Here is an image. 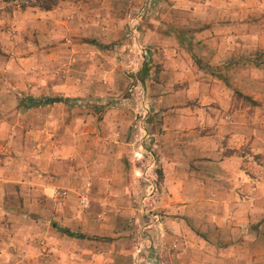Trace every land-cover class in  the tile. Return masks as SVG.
<instances>
[{"label": "rangeland", "instance_id": "1", "mask_svg": "<svg viewBox=\"0 0 264 264\" xmlns=\"http://www.w3.org/2000/svg\"><path fill=\"white\" fill-rule=\"evenodd\" d=\"M152 18L153 0H56L50 9L37 5L36 0H0V96L4 108L23 107L22 99L28 95L45 97L46 105L39 107V113L44 114L46 125L37 131L38 136L36 130L31 133V138L41 136L45 151L54 141L53 157H75L60 152L59 148L76 140L81 153L75 159L80 167L92 156L105 155L103 144L122 142L121 151L130 168L125 178L111 170L107 179L94 182L90 174L80 172L72 185H56L39 176L47 165L37 163L30 168L34 185L23 191V205V199L14 195L17 191L21 195L20 188L9 186V196L0 189V204L6 196L12 208H0V264L73 261H57L54 257L61 240L56 236L61 231L58 226L72 215L70 208L67 213L62 209L63 219L57 220L56 207L52 206H61L70 198H74L81 214L94 219L97 232L91 238L97 241L96 251H101L102 243H109L105 251L118 254L126 243L135 253L133 264H160L162 247L167 242L166 219L188 221L187 212L180 207L183 200L179 196L176 201L162 195L154 132L159 124L161 131L164 130V112L168 109L206 108L210 112L201 118L210 122L215 118L212 111L221 107L217 92L229 88L230 95L221 93L229 97L232 109L246 110L247 117L238 115L236 120L239 124L246 121L249 124L252 146L264 143V99L249 96L239 83L197 79L201 83L192 84L181 76L188 70L187 65L202 69V60L157 63L154 58L151 61L149 48L146 47L148 53L142 51L143 46L133 30L130 33V27H144L142 24L151 22ZM125 38L127 49L118 50V41ZM137 55L144 56V60L132 63ZM226 63L260 66L264 64V53L254 52L253 56L240 53L236 60ZM212 66L207 63L206 73L213 71ZM177 69L180 76L171 73ZM214 71V75L221 76ZM262 88L264 85L257 89L261 92ZM54 99H59V103H48ZM18 118L23 119L22 115ZM34 118L37 119L36 114ZM167 118L173 122L182 119L172 114ZM143 127L148 136H144ZM34 151L35 158L49 161V153L38 156ZM137 151L141 157L135 156ZM153 184H157L155 193ZM25 198L30 208L25 206ZM171 200L176 201L178 210L172 208ZM39 203L46 208L47 203L52 204L46 218V221L51 219L50 223L37 225L41 215L37 209ZM253 229L254 236L264 235V217L253 224ZM253 241L249 247L254 263L264 264V241ZM59 251L67 255L66 252L76 249L67 242ZM141 254L145 255V262Z\"/></svg>", "mask_w": 264, "mask_h": 264}, {"label": "crops", "instance_id": "2", "mask_svg": "<svg viewBox=\"0 0 264 264\" xmlns=\"http://www.w3.org/2000/svg\"><path fill=\"white\" fill-rule=\"evenodd\" d=\"M142 25L144 27L138 29L131 25L130 33L133 30L145 52L148 53L146 47L149 48L152 62L153 58L157 63L172 60L198 63L202 60L205 66L207 63L213 65L210 68L212 72L206 73L204 65L202 69L197 65L198 70L187 65L188 70L181 76L192 84L206 82L207 79L220 84L239 83L244 85L243 92L249 96L264 99V95L261 96L264 88L261 92L257 89L264 85V64L255 66L248 63L244 66L226 63L236 60L240 53L247 56H253L254 52L264 53V0H153L152 21ZM124 36L125 33L121 39ZM125 40L118 41V50L127 49ZM143 60L144 56L137 55L132 63ZM214 70L221 76L214 75ZM176 71L171 73L180 76L178 69ZM221 92L230 95L232 90L227 88ZM221 92L216 96L221 107L212 111L215 115L212 121L204 119L210 112L206 108H173L164 112V130L161 131L159 124L154 132L162 195L176 198V201L179 196L183 200L179 206L188 214V221L166 219L167 242L165 248L162 247L160 264H255L249 246L255 239L264 241V235L253 234V224L264 217V143L252 146L249 124L247 121L239 124L236 120L238 115L247 117L246 110L238 112L232 109L229 97ZM28 96L22 99L23 107L14 109L4 108L0 96V189H3V195L9 196L7 189L11 185L20 188L21 195L19 191L14 195L23 199V205V191L34 185L30 168L37 163L47 165L43 168V175L39 176L46 181L52 180L56 185H72L80 172L90 174L94 182L107 179L111 170L123 178L127 177L130 168L121 151L122 142L109 146L103 144L105 155L92 156L80 167L75 159L81 153L76 140L59 148L60 152L63 150L64 154L75 157H53L51 144L54 145V141L45 151L41 136L31 138L32 132L36 130L37 133L46 125L44 114L39 113V107L46 105L45 97ZM31 98L35 100L34 105ZM150 100L152 104L153 96ZM171 114L182 119L173 122L167 118ZM21 115L22 120L18 118ZM68 126L73 127L71 124ZM33 150L38 156L49 153V161L35 158ZM6 196L0 204L3 210L12 209ZM26 199L25 206L30 208ZM176 201L171 200L172 208H177ZM46 205L47 208L42 203L38 204L41 215L37 218V225L51 222L46 218L48 212L51 213L48 209L52 204ZM52 207H56L57 220L63 219L62 209L67 213L70 208L72 215L58 226L61 231L56 236L61 240L54 255L57 261L73 260L69 264H133L135 253L129 248L130 244L125 243L124 248L114 255L105 251L109 249V243H102L101 251L95 250L97 241L91 238L97 232L94 219L79 212L74 198ZM67 242L76 251L65 255L59 250ZM140 256L145 262V255Z\"/></svg>", "mask_w": 264, "mask_h": 264}, {"label": "trees", "instance_id": "3", "mask_svg": "<svg viewBox=\"0 0 264 264\" xmlns=\"http://www.w3.org/2000/svg\"><path fill=\"white\" fill-rule=\"evenodd\" d=\"M55 1L56 0H50L49 2H46V1H42V0H36V4L37 5H39V6H41V7H43V8H46V9H50V8H52L53 7V5L55 4ZM31 101V104L32 105H34L35 103H34V101L35 100H33L32 98L30 99ZM59 99H54V100H51L50 102H48V103H53V102H55V101H58Z\"/></svg>", "mask_w": 264, "mask_h": 264}, {"label": "built area", "instance_id": "4", "mask_svg": "<svg viewBox=\"0 0 264 264\" xmlns=\"http://www.w3.org/2000/svg\"><path fill=\"white\" fill-rule=\"evenodd\" d=\"M142 49V48H141ZM144 49H142V51H143ZM142 129V131H144V136H148L147 135V132H146V130H145V128L143 127V128H141ZM142 146H140V148H141ZM135 156L136 157H141L142 156V154H140V152L139 151H137V152H135ZM156 185L157 184H153V189H152V191H153V193H155L156 191H157V187H156ZM156 217H158V215H156Z\"/></svg>", "mask_w": 264, "mask_h": 264}]
</instances>
